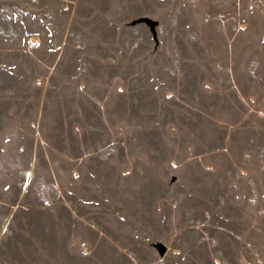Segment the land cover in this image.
<instances>
[{
	"label": "rangeland",
	"instance_id": "rangeland-1",
	"mask_svg": "<svg viewBox=\"0 0 264 264\" xmlns=\"http://www.w3.org/2000/svg\"><path fill=\"white\" fill-rule=\"evenodd\" d=\"M0 264H264V0H0Z\"/></svg>",
	"mask_w": 264,
	"mask_h": 264
},
{
	"label": "water",
	"instance_id": "water-1",
	"mask_svg": "<svg viewBox=\"0 0 264 264\" xmlns=\"http://www.w3.org/2000/svg\"><path fill=\"white\" fill-rule=\"evenodd\" d=\"M138 22H145V23H147L151 27L152 31L154 33H156V26L158 25V21L157 20L152 19L150 17H141V18L138 19ZM156 247H157L158 251L161 254H164L166 252L167 247H166L165 244H163V243H157L156 244Z\"/></svg>",
	"mask_w": 264,
	"mask_h": 264
}]
</instances>
